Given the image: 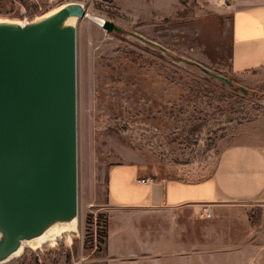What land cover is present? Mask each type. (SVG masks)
<instances>
[{"label":"rangeland","instance_id":"obj_1","mask_svg":"<svg viewBox=\"0 0 264 264\" xmlns=\"http://www.w3.org/2000/svg\"><path fill=\"white\" fill-rule=\"evenodd\" d=\"M228 3L0 0V21L27 25L68 5L88 12L74 25L78 232L63 230L54 241L18 252L0 236V264H105L112 166L134 163L159 177L202 181L214 173L222 149L264 143V67L244 76L231 72ZM101 21L123 32L108 33Z\"/></svg>","mask_w":264,"mask_h":264},{"label":"crops","instance_id":"obj_2","mask_svg":"<svg viewBox=\"0 0 264 264\" xmlns=\"http://www.w3.org/2000/svg\"><path fill=\"white\" fill-rule=\"evenodd\" d=\"M223 11L231 19V72L264 67V0H229ZM148 178L153 183H140ZM107 196L105 264H264V143L222 149L202 181L114 165Z\"/></svg>","mask_w":264,"mask_h":264},{"label":"water","instance_id":"obj_3","mask_svg":"<svg viewBox=\"0 0 264 264\" xmlns=\"http://www.w3.org/2000/svg\"><path fill=\"white\" fill-rule=\"evenodd\" d=\"M74 17L87 18V9L68 5L25 29L0 25V212L11 222L10 229L2 224L11 236L7 245L78 207L77 28H56ZM102 27L123 32L111 21Z\"/></svg>","mask_w":264,"mask_h":264},{"label":"bare ground","instance_id":"obj_4","mask_svg":"<svg viewBox=\"0 0 264 264\" xmlns=\"http://www.w3.org/2000/svg\"><path fill=\"white\" fill-rule=\"evenodd\" d=\"M67 6L62 7L59 10L48 13L43 17L36 19L33 23L27 25L21 22H9V21H0V25L13 26L20 29H25L27 27L41 24L45 21L52 19L55 15H57L61 10L66 8ZM77 21V18H68L63 22L56 26L58 31L66 32L68 29L74 28V25ZM102 27L103 21L100 22ZM5 223L10 229V218L7 214L0 212V236L4 239V241H10V234L8 229H6L2 224ZM79 229V206L77 209L67 212H59L55 214L53 219L46 223L43 227L39 228L38 231L33 233L32 235L26 237L21 240L20 244H17L16 251H20L22 247H34L38 244L43 245L48 242L54 241L55 238L64 230L65 233H76ZM63 233V234H65ZM55 238L52 240L51 238ZM39 247V246H38Z\"/></svg>","mask_w":264,"mask_h":264},{"label":"built area","instance_id":"obj_5","mask_svg":"<svg viewBox=\"0 0 264 264\" xmlns=\"http://www.w3.org/2000/svg\"><path fill=\"white\" fill-rule=\"evenodd\" d=\"M140 183H142V184H151V183H153V180L150 179V178H148V179H145V180H141ZM204 217L209 218L210 215L209 214H206Z\"/></svg>","mask_w":264,"mask_h":264},{"label":"trees","instance_id":"obj_6","mask_svg":"<svg viewBox=\"0 0 264 264\" xmlns=\"http://www.w3.org/2000/svg\"><path fill=\"white\" fill-rule=\"evenodd\" d=\"M253 220H254V223H255V224L258 223V218H257V216H256V217L253 216L252 221H253ZM107 225H108V220H107ZM105 238H107V228H106Z\"/></svg>","mask_w":264,"mask_h":264}]
</instances>
